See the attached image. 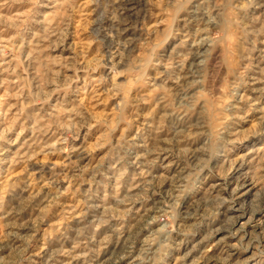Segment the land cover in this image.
Instances as JSON below:
<instances>
[{"label": "rangeland", "instance_id": "rangeland-1", "mask_svg": "<svg viewBox=\"0 0 264 264\" xmlns=\"http://www.w3.org/2000/svg\"><path fill=\"white\" fill-rule=\"evenodd\" d=\"M257 147L264 155V7L0 0V264H127L110 250L120 232L132 257L174 239L195 250L187 264H214L217 229L238 264H264L263 225L248 258L247 218L231 224L207 207L179 223L216 183L228 198ZM252 171L245 206L264 211V156Z\"/></svg>", "mask_w": 264, "mask_h": 264}, {"label": "bare ground", "instance_id": "bare-ground-1", "mask_svg": "<svg viewBox=\"0 0 264 264\" xmlns=\"http://www.w3.org/2000/svg\"><path fill=\"white\" fill-rule=\"evenodd\" d=\"M250 5L254 10H259L264 7V4L261 3V0H250ZM110 49L113 48L111 47ZM257 64L258 65H255V67L259 70H255L249 79V90L251 92V95H256L260 91L259 85L261 84V78L258 74L261 70V67L259 66V63ZM181 127H183V124L180 126H176L174 128V131H178ZM185 128L190 127L187 126ZM197 128L199 129L201 128V126ZM262 152L263 149L261 148H253L246 154V157L240 162L239 166L236 169V175L233 177L236 179L237 183L228 198L221 196L223 195L221 192H223L222 190L224 189L220 188L221 185L219 183H216L212 187V191H209L208 189L205 190V195L200 200V203L195 201V205H193V207L185 206L184 209L180 212V226L187 224L190 221H195L203 218L207 212V207H215L217 214H221L222 216L228 217L229 223L231 224L232 222L247 218L246 221L241 225V229L243 232L242 240L246 242L245 248L247 252H249L252 248L256 249V247L253 246L254 239L251 238V233L255 231V229L259 228L261 225H263L264 227V220L261 221V217H264V211H261L260 209L256 208H251L248 210V207L246 208L245 206V201L247 197L251 195L252 191L256 188L254 182L251 181V174L253 173L252 168L254 167V165L263 158L264 155ZM192 158H194L193 161L198 160L196 154H193ZM166 167L170 168V165L168 164L166 165ZM178 182L179 179L174 178L168 185L169 195L167 198L169 200L171 198H174L173 195L175 192H178ZM212 193H216V195H213ZM230 215L235 216L231 217ZM220 232H226L225 236H222L216 241H214L212 249L210 248L212 250V254H214L213 252H217V254L220 256L215 260L212 259V257H209V262H213L214 264H238L240 262V255L237 252L236 247L234 245L228 244L226 241L228 238H230L231 233L223 229H217L215 231V238L218 237L217 234ZM211 238H213V236L208 238V240H211ZM259 240L261 242H257L256 239L255 243H264V234ZM171 242L174 243V239H171L170 243ZM171 244L166 245L165 247L159 244H144L142 245L143 248H141V250L139 251V255H137L136 257H132L134 251L132 250V244L130 243V236L129 234L126 235L125 232H120L117 241L113 244L110 250L113 249L114 251H117L119 255L122 254L119 260L124 261L130 258L127 264H170L168 260L171 258H174V264H187V260L193 256L195 250L192 249L186 253H183L184 242L182 240H180V243H174V247H172ZM251 252V257L248 258H252L256 254L253 250H251ZM155 255H157V257H155ZM168 255L170 257L169 259L166 258L168 257ZM119 260L117 262H119ZM194 261H191V264H197ZM113 263L114 262L108 263L107 260H97L96 262V264Z\"/></svg>", "mask_w": 264, "mask_h": 264}]
</instances>
